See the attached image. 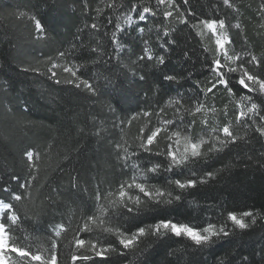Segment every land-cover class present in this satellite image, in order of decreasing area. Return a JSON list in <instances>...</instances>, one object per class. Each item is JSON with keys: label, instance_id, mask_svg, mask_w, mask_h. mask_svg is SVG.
Wrapping results in <instances>:
<instances>
[{"label": "trees", "instance_id": "1", "mask_svg": "<svg viewBox=\"0 0 264 264\" xmlns=\"http://www.w3.org/2000/svg\"><path fill=\"white\" fill-rule=\"evenodd\" d=\"M109 2L111 0H88L89 8H84L85 0H0V176L11 172L26 176V158L23 153L31 150L38 155V178L28 189L31 195H26L20 202L13 201L22 220L12 239L19 244L30 245L34 252L38 249H48L53 239V227L63 223L65 231L60 238H56L59 264H71L70 256L76 251V235L86 241L96 242L98 239L101 243L105 239H115L108 237L107 233L97 236L87 232L77 234L76 231L78 227H83L87 215L92 214L88 212L90 206L92 212L100 215L96 201L98 186L107 196L109 192L115 191L120 182L129 180L134 174L130 169L120 167L121 161L117 159L115 143L123 144L127 141L129 145L133 144L144 121H133L132 125L125 126L123 131L119 126L113 128V121L119 125L121 118L131 117L143 108L144 93L148 86L162 81L165 73L172 74L175 70L176 73L190 74L181 89L182 92L192 90L190 94H194L197 82L210 86L207 82L213 79L205 59H211V51L215 48L211 33L205 30L204 35H198L199 29L182 27L175 18H171L165 22L168 29H182L176 33L178 42L175 51L167 56L165 66L146 69L148 83L124 79L115 58L103 63L99 68H93V71L102 72L111 78L110 84L102 78L95 81L102 93L97 96L64 84L56 85L49 80L47 68L51 65L48 63V57L56 58L60 50L71 53L74 43L79 44L82 40L85 45L92 46L99 40L109 52L112 51L108 41L112 25L107 21L109 18L115 21L116 16L121 13L109 10L106 6ZM134 2L143 5L155 4V0ZM260 2L261 0H236L238 6L242 5L239 14L224 8L222 0H190L186 7L195 12L196 18L219 16L226 18L231 24L240 22L239 33L234 28L229 32L236 42L237 49L243 45L246 36L247 49L258 57H264V27H261L264 20L257 13ZM176 3L182 8L185 7L183 0H176ZM210 5H220L219 12ZM165 7L167 6H162L161 10ZM97 8L100 9L99 13ZM124 11H127L126 4ZM33 15L41 20L47 30L45 40L35 39L37 33L34 22L30 19ZM233 16L237 19H233ZM133 17L135 22V14ZM161 19L160 16L155 20L149 19L146 22L147 28L154 29ZM93 21L103 26L99 33L90 28ZM194 22L195 18L190 19V24ZM139 23L144 26L145 22ZM85 25L89 27L85 28ZM121 40L130 45L136 55L142 54V42L132 28H128L121 35ZM205 48L209 51L205 52ZM185 51L189 53L188 57L183 56ZM79 54L77 51L76 55ZM131 59H135V55ZM105 61H108V57H105ZM58 62L76 65L88 63L91 66L90 62L78 61L71 55ZM129 62L127 55L122 57V63ZM26 67L38 68L39 73L21 71ZM83 70L87 76V69ZM58 71L60 78L64 79L67 74ZM138 78L139 74L136 79ZM176 87L174 83L162 82L160 94L164 101L169 96L176 95ZM236 90L239 93L238 86ZM206 103L221 110L228 101L223 89H218L215 97L208 95ZM109 106L116 109L115 114L110 111ZM234 109V103H230L227 117L222 111H218L215 115L207 114L206 118L220 126L229 121L235 125ZM173 114L174 106H169L167 115L172 117ZM203 118L205 117L199 115L196 117L198 121ZM155 119L154 117L153 121ZM98 129L100 135H97ZM190 132L192 135L208 139L199 123ZM238 135L243 136L244 130L238 129ZM165 146L166 141L161 140L159 148L164 149ZM262 151L264 138L253 139L248 145L238 143L213 159L202 162L198 165L200 171L216 172L215 180L189 190L185 193V199L178 204L153 210L135 220L129 219L124 224V228L130 230L124 233L125 236L135 231L137 225L147 226L160 218L173 219L190 226H206L207 222L219 226L228 211L239 214L251 210L264 214ZM141 159L142 162H149L155 158L144 156ZM226 165L229 167L226 168ZM125 172L127 174H123ZM135 175L138 180L144 176L143 172H136ZM76 176L80 177L78 188L73 187L70 182L71 178ZM172 178L187 177L172 174ZM151 182L158 184L163 182V178ZM0 185H4V179H0ZM4 186L14 188L16 184L11 182ZM0 198L5 202L9 199L2 190ZM103 203L107 204L108 201L105 199ZM107 226L114 227L112 224ZM143 243L148 244L145 251L150 253L146 257L147 264H169V261L171 264H186L189 259L193 264H219L220 260H227L237 252L249 256L255 254L259 260V251L264 248V226L258 223L246 234L241 233L235 244L223 243L222 246L210 250L198 251L195 247L186 249L185 245L191 242L184 238L153 240L150 244L144 239ZM141 246L138 241L133 246L135 255L132 251L124 250L126 258L114 254L107 264H142L145 257L136 251ZM173 252L175 255H170ZM189 253L192 255L189 256ZM94 260L95 264H105L99 258ZM234 264H239L238 258Z\"/></svg>", "mask_w": 264, "mask_h": 264}, {"label": "snow or ice", "instance_id": "2", "mask_svg": "<svg viewBox=\"0 0 264 264\" xmlns=\"http://www.w3.org/2000/svg\"><path fill=\"white\" fill-rule=\"evenodd\" d=\"M125 4L127 5L126 12L124 11ZM189 4L190 0H183L185 7L182 8L176 3V0H155L154 5H143L134 2V0H123L122 3L120 0H111L107 3V8L121 13L116 16L115 21L112 18L107 21L109 25H112L111 35L108 37L111 52L99 40L95 41L92 46L85 45L81 40L79 44L72 45L71 53L60 50L56 58L48 57V63L51 65L47 68L49 80H52L56 85L64 84L91 96H97L102 93L100 86L95 81L102 78L110 84L111 78L102 72L93 71V68H99L103 63L110 62L113 58L117 60V66L120 67V74L124 79H131L132 82L137 83H148L146 69L149 67L166 65L167 56L175 51V45L178 42L176 33L182 30L181 28L168 29L165 22L171 18H175L182 27L190 26L193 30L199 29L198 35H204L207 30L214 38L215 44V48L211 51V59L205 58L207 69L213 76V79L207 82L210 86L197 82L194 94H190L192 90L182 92L181 89L190 78V74L176 73L173 70L172 74H163L162 81H156L148 86L144 93L143 108H140L131 117L121 118L119 125L113 121V128L119 126L121 131L125 126H131L133 121L141 119L144 121L138 129L139 134L133 144L129 145L127 141L123 144L115 143L117 159L121 161L120 167L125 170L130 169L134 174L129 180L120 182L115 191L109 192L107 196L98 186L96 201L100 215L97 216L95 212H92L90 206L88 212L92 214L87 215L83 227H78L76 231L77 234L87 232L95 233L97 236L107 233L108 237H115V239H105L101 243L98 239L93 242L79 238L78 235L74 236L76 251L70 256L71 264H79V262L95 264L94 258H99L107 264L114 254L126 258L127 254L124 250L132 251L135 255L133 246L138 241L142 246L136 251L140 256L145 257L142 264H147L146 257L150 253L145 251L148 244L143 243L144 239H147L150 244L153 240L184 238L191 242L185 245L186 249L195 247L198 251L210 250L222 246L223 243L235 244L236 238L241 233L246 234L258 223L264 226V214L260 212L254 213L248 210L237 214L235 211H228L219 226L213 222H207L206 226H190L188 223L160 218L147 226L137 225L136 230L131 231L128 236L124 234L130 231L124 228V224L129 219L135 220L153 210L178 204L185 199L186 192L217 178V173L214 171L201 172L199 164L213 159L238 143L248 145L253 139L264 138V57H258L247 49L246 36L243 45L237 49L236 42L229 32L234 28L239 33L240 22L231 24L226 18H219V16L196 18L195 12L186 7ZM165 5L167 7L161 10ZM210 6L217 13L219 12L220 5ZM222 6L236 14L240 13L242 7V5H237L236 0H222ZM83 7L89 8L88 0H85ZM96 11L99 13L100 9L97 8ZM257 13L264 20V0H261L258 5ZM133 14H135V22ZM157 16L162 18L160 22L155 25L154 29L147 28L146 22L149 19L155 20ZM192 18H195V22L190 24ZM30 19L34 22V29L37 33L35 39L37 41L45 40L47 30L41 20L34 15ZM233 19H237V17L233 16ZM139 22H145L144 26H141ZM88 27L85 25V28ZM102 27L95 21L90 25V28L96 30L97 33L101 31ZM261 27H264V24ZM128 28H132L139 35L142 42V54L140 55H136L131 46L121 40V35ZM77 51L80 53L78 56L76 55ZM204 51L208 52L209 49L205 48ZM70 55L78 61L90 62L91 66L88 63L76 65L70 62L63 64L58 62L66 60ZM125 55L128 56L129 63H122V57ZM133 55H135V59H131ZM183 56L188 57L189 53L185 51ZM105 57H108V61H105ZM185 62L187 63V60ZM83 69H87V76ZM58 70L67 74L64 79L60 78ZM21 71L39 73V69L34 67L22 68ZM164 81L177 86L176 95L169 96L166 101L160 94ZM236 86L239 87V93ZM218 89H223L228 101V103H224L221 110L206 103L208 95L212 94L215 97ZM230 103L235 105V125L229 121L220 126L206 118L207 114L215 115L218 111H222L223 115L227 117ZM186 104L189 106L186 107ZM169 106H174L172 117L167 115ZM109 107L110 111L115 114L116 109ZM198 115L205 118L198 121L196 119ZM154 117L155 121H153ZM198 123L205 130L208 139L191 134L190 130ZM238 129L244 130L243 136L238 135ZM100 134L98 129L97 135ZM161 140L166 141L164 149L159 148ZM23 155L26 158V176L22 177L16 172L4 173L3 176H0V179H4V185L11 182L16 184L14 188L0 185V190L9 197L8 202L0 198V264H59L56 238H60L65 231L63 223L53 227V239H51L48 249H38L34 252L30 245L25 246L12 239V235L22 220L13 201L20 202L25 199L26 195L30 196L28 189L38 178L36 163L38 155L31 150H26ZM144 156L155 159L142 162L141 158ZM261 156L264 157V151L261 152ZM248 159H252V157H248ZM261 166L264 167V164ZM136 172H143V179L138 180ZM172 174L187 178L173 179ZM161 178H163L161 183L153 184L151 182ZM70 182L73 187L78 188L80 177H72ZM105 199L108 201L107 204L103 203ZM109 224L114 227L107 226ZM170 255H175V253H170ZM191 255L189 253V256ZM259 257L257 260L255 254L249 256L237 252L227 260H220L219 264H234L237 258L239 264H264V248L260 249ZM186 264H193V261L189 259Z\"/></svg>", "mask_w": 264, "mask_h": 264}]
</instances>
